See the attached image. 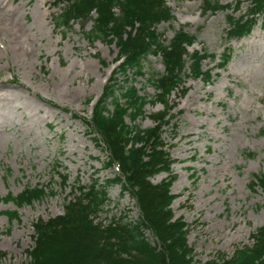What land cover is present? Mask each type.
I'll use <instances>...</instances> for the list:
<instances>
[{"label": "rangeland", "instance_id": "obj_1", "mask_svg": "<svg viewBox=\"0 0 264 264\" xmlns=\"http://www.w3.org/2000/svg\"><path fill=\"white\" fill-rule=\"evenodd\" d=\"M202 1L168 0L172 19L157 30L167 39L179 28L194 35L187 50L212 55L201 62L210 79L184 77L167 96L168 106L148 102L135 120L140 127L152 126L150 115L168 108L161 139L173 160L171 211L186 223L187 245L199 262L229 256L250 243L255 227L264 225V194L247 186L252 173L264 175V26L258 16L246 35L228 40L224 15L244 13L247 0H240L234 12L236 0H218L230 6L212 12ZM15 6L19 12L9 19L6 13ZM60 12L56 0H5L0 7V48L6 46L0 49V195H15L28 185L51 190L20 207L0 200V264H28L32 223L62 214L73 186L95 180L106 186L108 200L97 214L103 223L139 216L131 191L107 183L115 169L105 166V152L85 124L91 103L117 65V48L87 38L92 19L57 27ZM225 48L229 60L218 68ZM142 70L141 76L116 72L114 77L119 84L131 80L141 95L151 98L155 89L147 78L164 71L161 57L148 55ZM60 173L67 175L65 183ZM167 176L162 171L150 180L158 183ZM12 210L18 218L9 220L5 211ZM144 232L153 239L149 230Z\"/></svg>", "mask_w": 264, "mask_h": 264}, {"label": "trees", "instance_id": "obj_2", "mask_svg": "<svg viewBox=\"0 0 264 264\" xmlns=\"http://www.w3.org/2000/svg\"><path fill=\"white\" fill-rule=\"evenodd\" d=\"M167 1L56 0L61 7L57 27L68 28L75 20L92 19V27L85 33L87 38L91 42L101 39L117 48V65L92 103L85 124L94 133V144L105 152V166L116 169V175L107 183H119L131 191L139 216L135 221L113 218L103 223L97 220V214L108 200L106 186L96 180L87 186H73L62 214L38 218L32 223L34 246L26 250L28 264H264V225L255 227L249 233L250 243L236 247L229 256L219 255L204 262L193 258L187 245L186 223L181 217L173 218L170 206L174 196L170 193L173 160L162 148L161 139L162 126L169 121L168 108L150 115L152 126L143 128L135 123L144 113L146 103L161 102L166 106L167 96L182 84L184 77L206 82L211 77L209 69L201 68V62L212 55L187 50L194 35L179 28L167 39L157 30L160 23L172 19ZM239 3L240 0L235 1L232 12ZM247 3L242 14L225 13L226 39L246 35L258 16L264 26V0ZM201 4L211 12L230 6L219 4L218 0H203ZM148 55L160 56L164 66L163 72L147 78L155 89L151 98L141 95L131 80L119 84L114 77L116 72L124 76L130 72L143 75V61ZM228 60L225 48L217 67L222 68ZM162 171L168 176L153 183L150 177ZM60 178L65 183L67 175L60 173ZM247 186L264 194V175L252 173ZM49 193L46 185H28L15 195L11 192L0 195V200L12 201L20 207ZM5 213L9 220L18 218L17 210ZM146 230L153 239L145 234Z\"/></svg>", "mask_w": 264, "mask_h": 264}, {"label": "bare ground", "instance_id": "obj_3", "mask_svg": "<svg viewBox=\"0 0 264 264\" xmlns=\"http://www.w3.org/2000/svg\"><path fill=\"white\" fill-rule=\"evenodd\" d=\"M4 1L5 0H2V1H0V7L4 4ZM46 1V0H45ZM48 2H50V1H48ZM7 3V2H6ZM41 3H43V2H41ZM52 3V2H51ZM54 3V2H53ZM52 3V4H53ZM8 4H9V2H8ZM25 4V3H24ZM40 4V3H39ZM21 7V6H20ZM24 7V6H23ZM41 7V6H40ZM42 7H43V5H42ZM48 7V6H47ZM39 8V7H38ZM9 9V8H8ZM40 9V8H39ZM48 9V8H47ZM47 9H45V10H47ZM22 10V9H21ZM35 10H36V8H35ZM7 11V10H6ZM5 12V11H4ZM19 12V9H18V7H14L12 10H10V12H5L6 14H7V16L9 17V19L10 18H13V17H15V15L17 14ZM21 12V11H20ZM47 12V11H46ZM2 13V12H1ZM24 13V12H23ZM50 13V12H49ZM41 15V14H40ZM46 15V14H45ZM42 16V15H41ZM6 17V16H5ZM42 18V17H41ZM17 20V19H16ZM5 21H7V20H5ZM33 21V20H32ZM41 21V20H40ZM11 22H13L12 20H10V23ZM34 24V23H33ZM32 25V24H31ZM39 25V24H38ZM34 26V25H33ZM33 26H31V27H33ZM20 27V26H19ZM6 28V27H5ZM39 28V27H38ZM14 29V28H13ZM34 29V28H33ZM32 30V29H31ZM41 30V29H40ZM21 31V30H20ZM24 31V30H23ZM25 32V31H24ZM30 33V32H29ZM37 33V32H36ZM17 34V33H16ZM19 34V33H18ZM27 34V33H26ZM26 36V35H25ZM32 36V35H31ZM37 36V35H36ZM35 36V37H36ZM3 37V36H2ZM22 39V38H21ZM26 46V45H25ZM5 47L6 46H2L0 49H5ZM8 47V46H7ZM13 50V49H12ZM26 51V50H25ZM15 52V51H14ZM19 54V53H18ZM1 56V55H0ZM13 57V56H12ZM24 57V56H23ZM1 58V57H0ZM18 58H19V56H18ZM21 58V57H20ZM19 58V59H20ZM1 60V59H0ZM23 60V59H22ZM18 61V60H17ZM20 61V60H19ZM17 63V62H16ZM28 63H31L30 61L28 62ZM25 64V63H24ZM18 65V64H17ZM20 65H22V64H20ZM26 65H27V62H26ZM19 66V65H18ZM23 66V65H22ZM26 67V66H25Z\"/></svg>", "mask_w": 264, "mask_h": 264}]
</instances>
